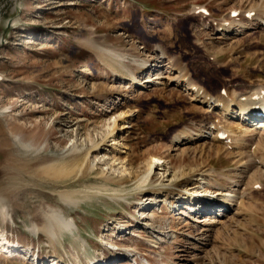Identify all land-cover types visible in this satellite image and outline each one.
Instances as JSON below:
<instances>
[{
  "label": "rangeland",
  "instance_id": "1",
  "mask_svg": "<svg viewBox=\"0 0 264 264\" xmlns=\"http://www.w3.org/2000/svg\"><path fill=\"white\" fill-rule=\"evenodd\" d=\"M194 5L206 6L214 22L191 16ZM233 8L244 14L262 10L263 4L0 0V264H130L134 256L138 264H264V160L255 164L259 168L239 166L258 137L239 148L195 136L196 129L205 130L216 120L237 126V134L240 116L225 119L220 107L190 101L168 82L176 74H168L167 67L154 72L160 54L149 53L162 47L212 97H221L222 88L246 96L264 84V17L256 18L263 23L260 28L235 34L228 16ZM221 20L231 27L216 34ZM86 39L123 56L122 61L104 55L117 73L82 45ZM148 77L151 82L135 87ZM114 116L132 126L114 135L116 146L108 135ZM182 130L192 140L175 144ZM98 143L102 146L91 151ZM214 145L221 146L217 155ZM263 146H257V155ZM83 154L85 167L65 182L46 180L32 170L49 157H63L72 166ZM151 156L169 163V171L162 177L161 170H154L148 187L137 190ZM105 169L111 179L121 178L125 169L131 180L105 191ZM196 180L208 192L229 189V182L237 180L233 190L243 194V206H227L224 213L219 199L211 202L209 213L188 210L184 195ZM255 182L258 192L251 188ZM160 184H169L170 190ZM158 187L165 202L148 194ZM64 190L78 191L74 205L61 201L58 193ZM43 205L61 208L73 222L70 231L57 232L52 244L33 232ZM219 212L224 215L215 216Z\"/></svg>",
  "mask_w": 264,
  "mask_h": 264
},
{
  "label": "bare ground",
  "instance_id": "2",
  "mask_svg": "<svg viewBox=\"0 0 264 264\" xmlns=\"http://www.w3.org/2000/svg\"><path fill=\"white\" fill-rule=\"evenodd\" d=\"M258 2L261 3V6L263 4V9H262L263 12L259 8L257 11L258 13H256L255 16L251 20L244 18V14L247 11L243 14V16H241L240 19H230L229 22L233 24L234 28H236L235 34L237 32H241L242 29L250 28L252 30H255L257 28H260V26L263 24V23L257 22L258 19L256 21V18H261L260 21H262V18L264 17V0H258ZM260 10H261V12H260ZM252 11H254V10H252ZM260 14H263V15H261V17H260L259 16ZM189 17H190V15H189ZM223 22H227V20L219 22V24L216 25V27H215L216 34H220L221 32L223 33V32L230 29L231 26L225 27L222 25ZM262 22H264V21H262ZM82 45L84 47H86L87 49L91 50L93 53H95L96 56L102 62H104V64L106 66H108L114 73H117L111 67L110 63L106 62L105 56H104V55H107L108 57L112 58L113 60L118 59V60L123 61V56L118 54V52L113 47H111V46L105 47V46H103V45H101V44H99L93 40H90V39H86L82 43ZM149 53L150 54H153V53H156V54L159 53L160 54V61L158 62V64L154 65L156 68L154 70V72H158L159 69L167 67L168 68V72H167L168 74L176 73V75L171 78L172 82L171 81H168V82H170V84L171 83L174 84L176 88H179V89L181 88L180 90H182V92L186 93V95H189L191 97L190 101H193V102L198 101L204 105L207 104L208 108L220 107V112H221L220 115H221V117H223L225 119H226V116H229V115H230L229 118H233L232 115L234 113H237V112H238L237 113L238 116H240V119H236L237 121L241 120L240 122L242 124L241 126L239 125L240 127L237 129V134H235V132H234L235 131L234 129L237 126L233 129H231V128H228L226 126H222V123L219 122L220 121L219 120L217 123L209 124L206 128L204 127L205 130H202V129L197 130L196 129L195 132L197 133V135H195V136H199L198 138H209L212 141V143L214 142V143H217L219 145H222V143L217 139V134H218V132H223V133H226L228 138L230 139V141H232V143H234L233 146H236V147L239 146L240 148H242V145L244 142H246V141L250 142L249 141L250 139L256 140L253 137L257 136L258 138L256 140V143H253L255 145V147H254L255 149L251 150L252 145L249 146V148H248L249 150L246 152L247 155L245 156V161L240 162L239 166L245 167V169H250V168H254V167L259 168V167L255 166V164L261 165L262 160H264L263 159L264 158V146L262 148V155L261 154L257 155V153H256L258 151L257 149H259V148H257V146H261L264 143V138H263V136H264V120H262L264 118V96H262V97L260 96V91L254 92L255 90H252V91L248 90L249 92L247 91L246 96L242 95L241 93H236L235 91H232L229 94H225L224 96L222 95L221 97H212V96L208 95L207 93H205L200 87H198L196 84H194L192 82L191 78L189 77V74L187 73V71L185 69L176 67V65L174 63L175 61L170 59L165 54L162 47L156 45L155 47L152 48V50ZM124 54L128 55V53H124ZM135 63L138 65L143 64L142 60L141 61L136 60ZM157 68H159V69H157ZM145 70H146V68H145ZM149 78L150 77H148L147 80L143 79L142 80L143 83L139 82V80H138V82H136L135 87H139V86H141V84L151 82L149 80ZM168 82H166V83H168ZM233 109H236V112ZM188 112L190 113V111H188ZM117 116L119 119V117H121L122 114L119 113ZM124 116H126V115H124ZM120 119H122V118H120ZM113 122H114L113 126L111 127V130L109 131L108 135H110L109 137H112V141H114L113 145L116 146V144H118V143L116 142L117 139H116V137H114V135H116L119 131H123L125 129L132 128V126L128 127L129 123L126 126L127 123L125 121L117 122V119L115 116H114ZM185 132H187V131L186 130L179 131V133L175 136L176 138H174V140L178 139L177 142H175V144H177L179 142H181V143L185 142L186 140L189 141V139L192 140L191 139V137H192L191 133L187 132L188 133L187 134ZM193 136H194V134H193ZM101 146H102L101 143L94 144L91 148V151L95 152ZM214 146L216 149L215 153L217 155L221 146H218V145H214ZM209 148L210 149H208V150H213V147L212 148L209 147ZM72 152H73V155L76 154V150L73 149ZM244 153H239L238 157L242 156V158H243L245 155ZM62 159H63V157L46 158L45 160L33 165L32 170L38 177L44 178L46 180L55 181V182H65L67 180L75 178L83 170V168L85 167L84 163L87 159V154L86 155L83 154L80 157H78L76 159L77 160L76 163L72 166L69 165L67 162L62 161ZM168 165H169V163L162 162L160 157L151 156L150 160L147 163V171H146L145 175H143V177L139 178L137 181V190H142V189L148 187V184H149L150 180L152 179V173H154V170H157V169H159V171L161 170L163 172V174H161L162 177L165 176V174H167V172L169 171ZM248 166H250V168ZM107 171H109V169H105L101 175L103 183H104L102 185V188L105 191H116L117 190L116 187L123 186L128 181L131 180L129 177H127L125 175V172H126L125 169L122 171V173H121L122 177L119 179H111V178L106 177L105 173ZM182 176L184 177L185 174H182ZM196 182H197V186L191 188L189 191H186V194L184 195V196H186V198L183 200L185 201L186 206H188V205L191 206L188 208V210L193 209L196 212V214H200L203 212L209 213L208 208L213 207L211 202H213V203L217 202V200H219V199L222 200L223 205L221 206V208H223L224 210H226L225 208H228L227 206H237V208H239V209H241V207L243 206L242 205V199L244 198L243 194L240 193L237 189L233 190V188L239 186L238 185L239 182L237 180L236 181L231 180L229 182V185H230L229 189L219 187V188L215 189L213 192H208L206 190H202L203 185L198 184L197 180H196ZM257 184L258 183H256V182L253 183L251 188L254 190L253 187ZM168 185L160 184L159 186L165 188L163 190H170V189H168V187H169ZM160 187H158L157 189H150L151 192L148 194L152 195L154 201L162 203V202L166 201V198L159 199V197L162 196V193H161L162 190L159 189ZM254 191L258 192L259 190H254ZM77 193H78V191L76 192V191L64 190V191H60L58 193V196L60 197L61 201L66 206H70V205L75 204L76 198H74V197ZM180 196H182V195H180ZM218 202H220V201H218ZM225 202H227V203H225ZM169 203H171V202H169ZM233 203H234V205H232ZM166 204H165V206H167ZM36 214L37 215H35V217H37L38 220L36 221V224L34 225L33 232H34V234L38 233V231L43 233L46 236V238L49 240V242H51V244H52L53 240L56 238L57 232L70 231L71 228L73 227V222L66 219L65 214H64V210H62L61 208H56V207H53L50 205H43L41 210L38 211ZM222 215H224V214H222Z\"/></svg>",
  "mask_w": 264,
  "mask_h": 264
}]
</instances>
